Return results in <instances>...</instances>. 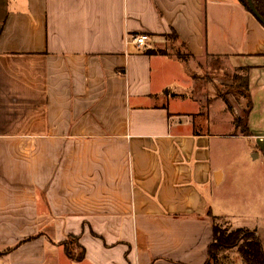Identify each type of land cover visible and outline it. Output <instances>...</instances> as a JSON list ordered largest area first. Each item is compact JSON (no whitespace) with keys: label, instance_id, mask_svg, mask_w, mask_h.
<instances>
[{"label":"crops","instance_id":"crops-1","mask_svg":"<svg viewBox=\"0 0 264 264\" xmlns=\"http://www.w3.org/2000/svg\"><path fill=\"white\" fill-rule=\"evenodd\" d=\"M228 4L249 136L193 128L197 79L145 53L223 57ZM236 208L264 216V28L237 0H0V264H205L210 216Z\"/></svg>","mask_w":264,"mask_h":264},{"label":"rangeland","instance_id":"rangeland-1","mask_svg":"<svg viewBox=\"0 0 264 264\" xmlns=\"http://www.w3.org/2000/svg\"><path fill=\"white\" fill-rule=\"evenodd\" d=\"M226 13L228 19L226 30L214 34L216 36H221V42H224V51L222 52L223 57L209 58L205 62H196L193 64L191 58L189 56L185 57V51L178 45L167 44V46L163 49L153 51L154 53L167 51L169 52V55L173 57L176 53H179L183 57L181 62L187 69L188 74L197 79V86L195 90L187 94L188 96L186 95L189 100L193 99L192 101L194 105L192 110H195V112L197 111V115L195 116L196 123H194L192 127L196 130L210 132L212 134L224 132L229 134L239 133L242 129L237 126V122L240 121L238 119H241L242 123H246V115L244 113L246 101L236 96L235 87L232 82V76L234 74L242 77L245 73L244 71H233L230 68L233 67L237 61V57L231 59V55L242 54L245 50L243 43L247 38V36L245 37L246 30L243 19H240L239 13H237L234 7H231L228 4ZM209 27L210 29H215L212 25ZM210 29L208 30L210 31ZM213 32L214 31L212 30V34ZM170 80L172 79L170 78ZM214 80H217L218 84H215ZM168 92L171 97L173 89L165 88L162 94L166 95ZM220 96L222 98L221 101L213 100L214 98H218ZM237 104H239V107ZM234 114L238 117V119H236ZM236 145L240 146V150L242 151V154H244V158L247 161L252 164L254 163V165L259 162L253 161V156L250 154L251 143H248L247 140H239L236 142ZM243 211L244 214H240ZM254 211L255 210H249L246 213V210L236 208L229 213L231 214L229 216L219 215L220 220L215 221L214 223L216 224V227L222 232H225V234L237 230L235 228H231L230 220L233 225L237 226H245L246 224L255 226L257 228V233L252 228H243V230L250 232L254 238L259 240L264 254V216L258 211V209L255 213ZM212 216L216 217L217 215L212 214ZM250 236L251 235H242L244 238L239 242L238 247L227 248L219 252L217 255V258L219 259L218 264H244L240 257L238 248L241 244L245 245L246 243H249L253 238L252 237L250 239ZM65 242H67L71 254L73 256H77L79 250L76 247L77 243L75 240L68 237Z\"/></svg>","mask_w":264,"mask_h":264},{"label":"trees","instance_id":"trees-1","mask_svg":"<svg viewBox=\"0 0 264 264\" xmlns=\"http://www.w3.org/2000/svg\"><path fill=\"white\" fill-rule=\"evenodd\" d=\"M244 9L249 12V8L247 5L246 0H237ZM253 7L257 11V13L264 19V0H251ZM174 35V34H173ZM146 54H153V51H147ZM160 54H166L165 52H157ZM171 56V55H170ZM189 56L191 58V55L186 54L185 57ZM174 58L178 61H182L183 57L176 53L174 55ZM232 82L235 87V93L236 96L239 98H242L246 101V107H245V115L248 114L251 108V102L248 95V80L246 75L239 77L238 75L234 74L232 76ZM238 119V118H236ZM240 121L237 122V126L241 127V134L243 136H249V132L247 130L246 123H242L241 119H238ZM246 120V119H245ZM210 219L212 221V229H213V240L211 244L208 246L207 249V260L205 264H218L219 259L217 258V255L219 252H221L224 249L227 248H234L238 247V244L240 241L243 240L244 237L242 235H251L250 239L253 237L252 234L246 230L243 229H237L233 232H229L228 234H225V232H222L220 229L216 227L215 221L220 220L218 217L210 216ZM75 240L77 243V238L70 236ZM63 246L64 252L66 256L70 259H72L75 262L81 261L84 257V250L82 247L78 246L76 244V247L79 250V253L77 256H73L71 252L69 251V247L67 242H63L61 244ZM240 257L244 264H264V254L261 249V244L257 238H252L249 243L241 244L238 248Z\"/></svg>","mask_w":264,"mask_h":264},{"label":"built area","instance_id":"built-area-1","mask_svg":"<svg viewBox=\"0 0 264 264\" xmlns=\"http://www.w3.org/2000/svg\"><path fill=\"white\" fill-rule=\"evenodd\" d=\"M131 42L137 48H143L148 42V37L144 34L134 35L131 37Z\"/></svg>","mask_w":264,"mask_h":264},{"label":"water","instance_id":"water-1","mask_svg":"<svg viewBox=\"0 0 264 264\" xmlns=\"http://www.w3.org/2000/svg\"><path fill=\"white\" fill-rule=\"evenodd\" d=\"M249 8V13L253 16V18L264 28V19L257 13L255 8L252 5L251 0H246Z\"/></svg>","mask_w":264,"mask_h":264}]
</instances>
